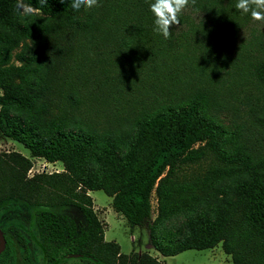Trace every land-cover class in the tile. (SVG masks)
Segmentation results:
<instances>
[{"label":"trees","instance_id":"trees-1","mask_svg":"<svg viewBox=\"0 0 264 264\" xmlns=\"http://www.w3.org/2000/svg\"><path fill=\"white\" fill-rule=\"evenodd\" d=\"M152 2L99 0L77 11L71 0H24L34 9L25 15L17 0H0V130L32 155L61 160L65 167L27 178L29 158L4 152L0 205L9 199L35 205L45 264H59L71 255L104 264H165L148 252L124 253L118 242L105 240L87 193L95 189L110 195L113 209L132 225L149 219L154 191L157 213L148 225L149 237L163 255L221 242L233 264H264V21L237 10V0H190L180 25H172L165 39L154 31ZM11 55L18 64L7 63ZM97 58L109 60L107 73L104 66L94 69L96 75L84 68L89 60L99 65ZM145 74L154 77L152 89H164L172 100L150 106L132 97L119 106L122 82ZM242 82L254 88L255 98L248 103L249 112H256L254 139L243 134L244 124L229 129L208 114L209 102H215L212 93ZM99 112L106 115L101 131L94 127L100 126ZM207 152L218 162L209 175L237 178L230 198L210 213L163 231L165 220L201 198L176 178L177 165ZM5 165L20 180L11 188L4 184ZM44 184L63 193L80 187L77 195L88 203H74L84 222L30 201ZM2 227L7 242L0 264H15L20 233L10 223Z\"/></svg>","mask_w":264,"mask_h":264},{"label":"rangeland","instance_id":"rangeland-1","mask_svg":"<svg viewBox=\"0 0 264 264\" xmlns=\"http://www.w3.org/2000/svg\"><path fill=\"white\" fill-rule=\"evenodd\" d=\"M111 53L112 51L110 50L108 54ZM115 55L121 56V53H116ZM124 59L123 61L125 62ZM97 60L100 61L99 65L95 63L96 59H94V61H87L84 68H89V70L94 71V75H96L97 72L94 69L104 66L106 69L104 74L107 73L110 66L109 60L107 59L105 61L100 58H97ZM7 63L18 64L19 61L11 55ZM125 65L127 66V64ZM140 78L141 79L137 78L134 81L124 80L122 82V95L117 102L119 106L123 104L127 106V100L131 101L132 97H136L137 99L144 98L146 103H150V106H155L159 103H167L172 100L171 95L164 89L155 87L152 89L154 77H148L145 74V77L140 76ZM159 78H161V76H159ZM128 85H133V87H128ZM228 88H231L233 92ZM253 89L254 88L251 89V86L245 82L223 85V87H220L215 93H212L215 96V102H209L208 114L223 123L229 129L235 127L243 129V127H245L243 134L250 139H254L255 134L252 127V117L256 112H249L248 109V103H253V99L255 98L254 91H251ZM140 106V103L136 104L135 109H139ZM110 108L114 110L115 103L111 104ZM246 112H249V114L246 115ZM94 114L95 112L92 113V115ZM99 114L97 119L101 121L99 124L100 126H94L97 131H101L102 127L106 126L103 125V122L106 121L105 113L99 112ZM242 124H244L243 127ZM13 150L29 158L31 164L24 172L27 178L34 174H47L65 170L61 160H48L43 156L32 155L31 151L23 143L7 136L0 130L1 159H3L2 154L4 152ZM217 164V160L207 152L203 158L195 162L180 163L177 165L175 171L176 178L192 185L195 189V193L200 195L201 198L192 206H186L183 212H179L170 217V219L165 220L161 225L163 231L167 232L170 229L176 228L177 225H181L195 215L207 212L210 213L215 207L221 205L223 201H226L228 197L230 198V186L233 185L237 178L232 176L217 179L215 174L214 176L209 175ZM5 176L7 179L4 184L10 188L20 183L19 179H14V170L9 165H5ZM203 178H207L208 180L206 183L202 184L201 180ZM80 190V187H76L71 193H63V191L55 190L44 184L42 188L31 197L30 201H41L43 206L45 205L44 203H47L50 208L58 212L68 213L72 215L75 220L84 222L85 219L80 208L74 203V201H84L88 203L84 196L77 195ZM87 193L90 196V205L98 220L101 222V225L104 226L106 223L105 219L107 221V224H105L106 237L109 240H116L122 252H127L130 255L132 252H148L158 257L160 261L165 264H233L231 256H229L230 254L228 255L223 251L221 242L216 243L212 248H188L176 254L163 257L152 245L149 237L148 225L156 216L155 213L157 212L155 209H153L147 221L131 226L127 220L121 216H117L118 214L111 206L110 195L106 194L101 189L87 190ZM151 196L152 199L155 198L156 193L153 191ZM34 207L35 205L23 200L14 202L10 199L0 205V223L2 226L10 223L21 236V241L16 253V264H45L33 220ZM103 226L102 228L104 230ZM99 246L101 248L103 247L101 245ZM85 247L86 246L83 248ZM102 251L104 252V250ZM79 262L84 264H104L96 258H86L83 256H69L59 264H77Z\"/></svg>","mask_w":264,"mask_h":264},{"label":"clouds","instance_id":"clouds-1","mask_svg":"<svg viewBox=\"0 0 264 264\" xmlns=\"http://www.w3.org/2000/svg\"><path fill=\"white\" fill-rule=\"evenodd\" d=\"M45 2V0H41ZM61 3L64 0H60ZM99 0H71V7L80 10L81 7L91 9L98 5ZM190 0H154L150 3V11L154 16V31L162 34L165 39L170 38L172 25H180V15L189 6ZM195 3V0H191ZM16 7L25 15L33 14L31 5L24 0H17ZM235 8L245 14H250L254 21H264V0H237Z\"/></svg>","mask_w":264,"mask_h":264},{"label":"crops","instance_id":"crops-1","mask_svg":"<svg viewBox=\"0 0 264 264\" xmlns=\"http://www.w3.org/2000/svg\"><path fill=\"white\" fill-rule=\"evenodd\" d=\"M95 190H97V189H95ZM110 198H111V196H110ZM113 208V207H112ZM114 210V209H113ZM115 212L118 214L117 216H121L122 218H124L125 220H126V218L120 213V212H118V211H116L115 210ZM105 224H107V221H106V219H105ZM128 222V221H127ZM129 223V222H128ZM105 224H104V238H105V240H109L107 237H106V233H105ZM130 224V223H129ZM133 225H137V224H133ZM132 224H131V226H133ZM116 241V240H115ZM117 242V241H116ZM214 247V246H213ZM207 248H212V247H207ZM197 249V248H196ZM201 249H204V248H201ZM121 250V249H120ZM158 251V250H157ZM125 253V252H124ZM127 253V252H126ZM162 254V253H161ZM227 254V253H226ZM173 255V254H172ZM229 255V254H228ZM162 256L163 257H165V256H168V255H163L162 254ZM230 256V255H229Z\"/></svg>","mask_w":264,"mask_h":264},{"label":"water","instance_id":"water-1","mask_svg":"<svg viewBox=\"0 0 264 264\" xmlns=\"http://www.w3.org/2000/svg\"><path fill=\"white\" fill-rule=\"evenodd\" d=\"M5 244H6V238L4 235V231L0 227V252L5 248Z\"/></svg>","mask_w":264,"mask_h":264},{"label":"built area","instance_id":"built-area-1","mask_svg":"<svg viewBox=\"0 0 264 264\" xmlns=\"http://www.w3.org/2000/svg\"><path fill=\"white\" fill-rule=\"evenodd\" d=\"M152 193H151V195H152ZM151 195H150V202H151V213H152L153 209H155L156 212H157V196L152 199V196Z\"/></svg>","mask_w":264,"mask_h":264},{"label":"flooded vegetation","instance_id":"flooded-vegetation-1","mask_svg":"<svg viewBox=\"0 0 264 264\" xmlns=\"http://www.w3.org/2000/svg\"><path fill=\"white\" fill-rule=\"evenodd\" d=\"M34 220V219H33ZM0 227L2 228V230L4 231V235H5V230L3 229V227L0 225ZM5 238H6V236H5ZM20 241L21 240H19L18 241V243H17V245L15 246V248H16V252L18 251V245H19V243H20ZM6 242H7V239H6ZM5 246H6V244H5ZM72 256V255H71ZM82 257V256H81ZM85 257H87V256H85ZM43 260H44V258H43ZM44 263H45V261H44ZM15 264H16V258H15ZM84 264V263H83Z\"/></svg>","mask_w":264,"mask_h":264}]
</instances>
